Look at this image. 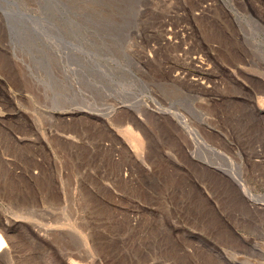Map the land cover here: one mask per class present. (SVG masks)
I'll use <instances>...</instances> for the list:
<instances>
[{"label": "rangeland", "instance_id": "rangeland-1", "mask_svg": "<svg viewBox=\"0 0 264 264\" xmlns=\"http://www.w3.org/2000/svg\"><path fill=\"white\" fill-rule=\"evenodd\" d=\"M0 215V264L252 258L215 221L264 243V0H0Z\"/></svg>", "mask_w": 264, "mask_h": 264}, {"label": "bare ground", "instance_id": "bare-ground-1", "mask_svg": "<svg viewBox=\"0 0 264 264\" xmlns=\"http://www.w3.org/2000/svg\"><path fill=\"white\" fill-rule=\"evenodd\" d=\"M194 63H199L198 61H193ZM202 70H205V67L202 65L200 66ZM165 70V69H164ZM166 71V70H165ZM179 78H182L180 74H177ZM185 80V79H184ZM186 83L189 84V86H197L202 85L203 83L200 82H194L190 80H186ZM140 104H143V108L140 109L139 113L148 115L149 111L147 110V99L141 98L139 99ZM125 122H129L132 124V127L135 129H132V131L127 130V138L131 140L132 148L134 151L142 150L144 146L146 145V139L150 137V133L148 132L147 125L145 124V118L138 114V111L126 109L125 112ZM175 124H177L176 121H174ZM181 123L186 124L184 121ZM207 131V130H206ZM186 135L188 138V141L190 142L192 148L197 145L204 146L208 151H211L213 153L214 150L211 149V146L208 145L206 142L200 141L198 136L191 130L187 129ZM183 150V148H182ZM184 151V150H183ZM238 189L240 190L243 198L246 200L253 199L254 195L252 192L246 187V184L244 181H238ZM226 217L228 215L224 214ZM203 216V215H202ZM222 216V215H221ZM221 216H218L219 220H216V225L219 226V228L222 230V233L231 238V240L236 243L239 247L246 249L250 251L252 254V258L241 255V253L235 251L233 253H225L222 255L225 262L227 264H264V243L261 241H258L257 239L254 240H247L239 237L237 233L235 232L232 227L227 226V224L223 223V220L221 219ZM233 216V215H232ZM207 219L206 216H204ZM223 217V216H222ZM253 225V224H252ZM10 226L11 221H7L2 215H0V260L5 258L11 249L12 246V237L10 234ZM251 228V227H250ZM252 230V229H251ZM44 234L49 233V229H42L41 230ZM220 233V232H218ZM236 236H233L235 235ZM247 255V254H246Z\"/></svg>", "mask_w": 264, "mask_h": 264}]
</instances>
